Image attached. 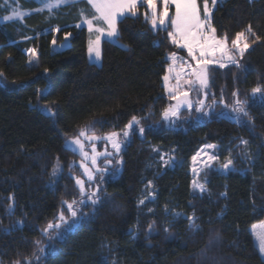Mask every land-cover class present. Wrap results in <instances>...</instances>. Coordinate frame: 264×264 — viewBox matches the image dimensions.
Segmentation results:
<instances>
[{"label":"trees","instance_id":"trees-1","mask_svg":"<svg viewBox=\"0 0 264 264\" xmlns=\"http://www.w3.org/2000/svg\"><path fill=\"white\" fill-rule=\"evenodd\" d=\"M145 12L150 18L140 3L136 16L117 21L119 39L102 41L99 64L89 60L86 28L70 20L57 33L45 31L54 23L42 22L40 13L0 24V264L32 257L36 241L45 252L35 264H264L252 230L264 221V100L249 99L253 87H264V0L218 1L211 25L217 36L227 34L229 47L249 23L262 39L250 37L243 57L236 55L243 67L208 66V114L193 106L170 121L161 116L173 102L163 84L167 55L187 51L169 40L170 20L166 30L153 29ZM68 33L69 45L53 51L52 40ZM32 43L37 61L30 64L24 47ZM234 91L248 101L251 120L234 119ZM221 95L227 107L213 103ZM132 116L141 124L117 156L121 163L99 183L105 203L96 211L81 206L70 230L64 225L49 229L50 239L42 235L61 210L71 222L62 201L81 199L80 154L65 139L94 121L101 123L89 133L120 131ZM138 127H145L143 136ZM209 142L219 143L222 154L232 148L235 168L209 169L207 190L193 192L190 159ZM155 146L171 151L173 166L156 162ZM241 150L252 162L242 161ZM57 164L62 170L53 176ZM148 182L155 195L143 209L138 198ZM190 215L200 231L189 228Z\"/></svg>","mask_w":264,"mask_h":264},{"label":"snow or ice","instance_id":"snow-or-ice-1","mask_svg":"<svg viewBox=\"0 0 264 264\" xmlns=\"http://www.w3.org/2000/svg\"><path fill=\"white\" fill-rule=\"evenodd\" d=\"M42 7L36 11H44L47 9L49 12H52L54 9H57L61 6H67L71 0H39ZM79 2H86L87 5L93 10L92 15L89 17L84 10H81V18L83 23L87 24L89 31H95L99 33L96 36L95 42H89V53L95 52L97 59H99L100 52L98 45L100 43L101 37L106 36L115 43L119 39V30L117 27L118 19L124 17L125 13H131L133 16H136L138 5L140 3L146 4L150 11L145 12V18L148 23L151 24L153 29L157 30H166L169 26L168 21L170 20V27L172 31H168L167 35L171 43L178 48L186 49L189 57L196 62L195 67L188 65L190 69V75L194 77V80H186L185 83L193 84L194 82H199L202 88H207L209 85V75H208V65L215 63L218 64L220 68H225L228 65H235L238 68L243 67L237 60L236 55L243 57L245 52L249 49L250 43L249 38L254 37L252 43L260 41L262 38L253 30L252 24L249 23L245 26V29L239 31L235 34V38L231 39V47L228 44L227 34L223 36L216 35V29L211 25V12L209 8V0H202V9L198 6V0H79ZM218 3V0H211V4L215 6ZM8 0H5L4 5L7 6ZM170 5L175 6L174 14L170 15ZM28 13H25L18 9V7H13L9 15H5L2 19L5 22L11 21L13 19H23ZM79 26V25H78ZM53 32L59 31V28H53ZM71 34L68 33L65 35V40ZM53 45H55L56 40L53 39ZM93 44L97 47H93ZM28 52L32 55L36 54V50L33 48L28 49ZM219 53V59H215L216 54ZM169 60H172V65L169 66V72L175 69V61L178 59L175 52L171 53L168 56ZM31 63V61H29ZM184 70L181 69V72ZM47 72V69H45ZM181 72L177 73V85L175 89H170L168 87L169 76L165 75L163 77L165 81V90L171 94L172 99H177L176 91L179 90L180 76ZM41 91V90H38ZM252 96L249 99H254L259 96L261 100H264V87L257 85L251 89ZM207 95V93H205ZM183 96L187 98L188 93L184 92ZM232 96L236 98L234 100V106L232 108V113L235 114L234 119L238 123H243V117H249V120L252 118L245 107L248 103L247 100L241 101L239 99V93L234 91ZM184 103L187 104L189 109L193 108L191 101L185 99ZM200 106L195 108V111L202 112L204 108V102L200 101ZM213 103H222L227 107V104L224 102L223 95L219 101L214 100ZM180 104L174 106H169L165 108L161 113V116L164 121H170L171 118L178 117ZM101 123L100 121H94L92 124L81 127L78 131V134L67 142V146L71 148L73 145L79 149L80 153L88 159V153L84 150V144L82 143V138L88 140L89 142L104 139L111 144L113 152L105 151L103 153L97 152L95 145L92 147L91 167L81 163L80 167L84 169V174L87 176V180L90 182L89 187L92 182L97 183V187L92 191H86L85 182L79 177L75 178L76 185L79 187V193L81 199H73L71 202L67 200L62 201L66 205L67 213L72 218L71 222L65 216V211L61 210L57 217V223H48L42 230V235L49 237V229H60L62 226L66 225L65 230H70L77 222L78 211L81 206L90 204L92 211L98 210V206L105 203V196L102 194L103 189L99 187V183L103 182L105 176L103 174L110 171L109 166L113 163L120 164V160H116L115 156H118L122 151V145L125 144L126 140L130 137V133L137 131V127L141 124V119L132 116L127 124L124 125L122 132H109L104 134L102 137L95 134L89 135V131L95 126V124ZM139 134L143 136L146 132L145 127H138ZM124 139H121L120 137ZM240 143L245 146L248 145L249 141L241 138ZM215 145H206V148H215ZM75 151V149H73ZM158 151L157 149H153ZM103 156V166L99 163L98 158ZM113 157V159H109ZM196 156H193V160H196ZM251 159V157H248ZM163 159V156L161 157ZM217 157L215 155H209L208 160L214 161ZM164 163L167 165L168 160H165ZM233 165V160L231 158L226 159V162L221 165L223 169H229ZM207 166V165H206ZM71 167V165H70ZM59 164L55 165L53 168L52 175L55 176L58 171H61ZM119 168H116L113 172H118ZM195 169L193 172L195 173ZM96 173H100L99 181L96 180ZM151 184V182H149ZM193 187L198 188L201 192L205 191L203 184L193 181ZM13 197H9V200H13ZM141 204L144 203V200L140 201ZM9 207H12L10 204ZM151 211V210H150ZM89 213H81V215H88ZM187 220L189 221V228L193 231H200V225L195 222L196 218L194 216H188ZM257 225L252 226L253 234L256 236L259 246V252L262 257H264V221L261 222L259 226V231H257ZM152 229V225H149V230ZM165 232L168 231V228L164 229ZM212 239L210 238L209 244H211ZM37 245L36 251L32 253V257H26L23 261L17 260L13 264H35L36 261H39L40 255L45 252V248L40 246L41 241L35 242Z\"/></svg>","mask_w":264,"mask_h":264},{"label":"rangeland","instance_id":"rangeland-1","mask_svg":"<svg viewBox=\"0 0 264 264\" xmlns=\"http://www.w3.org/2000/svg\"><path fill=\"white\" fill-rule=\"evenodd\" d=\"M218 1H220V0H218ZM71 2H73V0H71ZM4 4H5V0H0V5H4ZM215 6H213L211 4V0H209V8L212 10ZM13 7H18L19 10H21V11H23L25 13H28V15H31V14H34V13H42V15H43L42 18H41L42 22L45 23V22L52 21L54 23V26L46 27L45 31H48V30L53 29V28H59V30H60L63 27L61 25L66 21V17H69L67 20H73L72 19L73 16H76V18H77L78 14H79V16L81 15V8L78 10V12L74 13V15L70 17V12L71 11L68 10V9H64L65 6H61V7L57 8V9H54L52 12H49L47 9H45L42 12H40V11H36L37 9H40L42 7V5L39 2V0H8L7 6H0V24L7 23V22H5L2 19V17L5 16V15H9L10 12H11V9ZM28 15H26V16H28ZM23 19H13V20L8 21V22L22 21ZM42 22L41 23H37L36 22L35 25L41 26V25H43ZM71 24H74V23H71ZM74 25L78 26L79 24L75 23ZM39 26H37V27H39ZM37 27L34 26L33 28L32 27L31 28H32V30H34ZM57 32L58 31H56L55 33H57ZM65 35H64V38H63L62 41H58L57 39H55L56 40L55 45H53V43H51V48H52L53 51L61 50V49L65 48L66 46L69 45L70 36L68 37L67 40H65ZM26 38H29V36H27ZM95 40H96V37H92V35H91L90 36V41L95 42ZM93 47H97V45L93 44ZM30 48H33V49L36 50V54L35 55H32L31 53L28 52V49H30ZM98 48H99V52H100V56H99L100 59H97L95 52L90 54L89 53V48H88V53H89V57H90L91 61L98 60L97 64H99L101 62V44L100 43L98 45ZM24 50L28 54V61H31L30 64L35 63L37 61V49L33 45V43L30 46H28V47H24ZM175 53L177 54L178 59H176V61H175V69L173 71H171V72H169V70H168L169 66L172 65V63H173L172 60L168 59V56L171 53L167 55V59L169 60V63H168L167 72H166L165 75L169 76V80H168L167 83H168V87L170 89H175L176 88V85H177V79H176L177 73L181 72V69H183L184 71L181 72V76H180V80H179V84H180L179 90L176 91V93H175L176 96H177V99H175V100L172 99L173 102H172V104L170 106H174L176 104H180L181 105L180 109H179V114H180V112L183 109H187L188 108L187 104L184 103L185 99H187L188 101H191L193 106H197V107L200 106L199 102L203 101L204 105H205L204 108H203V111L206 112V114H208L210 112V110H211L210 109L211 106H207L208 87L207 88H202L200 86L199 82H194L191 85L185 83L186 80H189V79L194 80V77H192L190 75V69L188 68V65H191L192 67H195L196 62L193 61L192 58L188 56V54L186 56H184V55H182L180 53H177V52H175ZM219 58H220L219 57V53H217L216 56H215V59L218 60ZM212 64H215V63H212ZM212 64H209V65H212ZM215 65H218V64H215ZM163 84L165 85L164 79H163ZM184 92L188 93L187 98H185L183 96ZM167 93L169 95H171L168 91H167ZM205 93H207V95H205ZM172 119L173 118H171V120ZM122 130L116 131V132H122ZM110 132H113V131H110ZM107 133H109V132H107ZM88 134L89 135L95 134L97 136H101L102 137L106 133H103V134L88 133ZM74 137L75 136L65 139L66 146H67V142L70 141ZM120 138L124 139L122 136ZM128 140H129V138L126 140L125 144L128 142ZM82 143L84 144L85 152L88 153V157H89L88 159H85V157L80 153L79 149L76 148L75 145H73L71 148L75 149V151L80 154V159L76 162V164L79 166V168L81 170V175L76 176V178L79 177L80 179H82L85 182L86 191L90 192V191L94 190L97 187V183L96 182H92L91 186L89 187L90 182L87 180V176L84 174V169H82L80 167V164L83 162V163H85L86 166L91 167V159H90V157L92 155V147H93V145H95L97 152H101V153H103L105 151L113 152L114 150L111 148V144L108 141L104 140V139H100V140L89 142L88 140L82 138ZM210 144L211 145H215L216 147L215 148H206V145H210ZM124 145H122V148H123ZM219 147H220L219 143L209 142V143H206V144L202 145L192 155V157L190 159V173H191V176H192L191 186H192L193 192L203 193V192H205L207 190L206 183H207L208 179H207L206 172L209 169L217 170L219 173H227L229 170L235 168V159H236L235 154H236V152L232 148H228V152L222 154L219 151ZM154 149L158 150V151H156V153H158V155H159L156 158V162L157 163H160L162 165V167H168V166L170 167V166L174 165L175 157L171 153V151L163 150V149H160V148H158L156 146L154 147ZM209 155H215L217 157V159L214 160V161H209L208 160V156ZM239 155L241 156V159H242V161L244 163H247V161L252 162V160H253L252 155L249 154L247 150H241L239 152ZM162 156H163V159H161ZM193 156L197 157L196 160L192 159ZM248 157H251V159H249ZM228 158H231L233 160V165H231L229 169H223L221 167V165L223 163H225L226 159H228ZM109 159H113V157H109ZM115 159L119 160V158L117 156H115ZM103 160H104L103 156L98 158V161H99V163L102 166H103ZM165 160L169 161V163L167 165L164 163ZM114 164L115 163H113L112 165L109 166L110 171H111V167ZM193 169L196 170L195 173L193 172ZM105 174H107V173H105ZM95 175H96V180L98 182V178H99V176L101 174L100 173H96ZM193 181H196L197 183L203 184L204 187H205V191L201 192L198 188H194L193 187ZM154 195H155L154 184L152 182H151V184L148 182L144 186V188H143V190H142V192H141V194H140V196L138 198V204L140 205V207L143 208V209H148L150 201L154 199ZM141 200H144L143 204L140 203ZM257 231H259V227L257 228Z\"/></svg>","mask_w":264,"mask_h":264},{"label":"crops","instance_id":"crops-1","mask_svg":"<svg viewBox=\"0 0 264 264\" xmlns=\"http://www.w3.org/2000/svg\"><path fill=\"white\" fill-rule=\"evenodd\" d=\"M172 6H173L174 12H175V6L174 5H172ZM198 6H200L199 0H198ZM80 8H81V10H84L89 17L92 15L93 10L91 9V7L89 5L86 4V2L81 3V2H79V0H73V2H70L67 6L64 7V9H68V10L71 11L70 12V17L73 16L74 13L78 12V10ZM40 14H42V13H40ZM68 18L69 17H66V19H68ZM72 19L73 20H70L71 23H74V24L75 23H78L80 26H83V27L86 28V31H87V45H88V48H89L90 36L92 35V37H96L97 35H99V33L95 32V31L90 32L87 24L83 23V20L81 18V15L79 16V14H78L77 15V18H76V16H73ZM104 39H109L110 40V38H108L106 36H102L101 37V40H100V44H102V41ZM88 56H89V53H88ZM89 60L91 61L90 57H89ZM97 61L98 60H94V61H91V62L97 63Z\"/></svg>","mask_w":264,"mask_h":264}]
</instances>
